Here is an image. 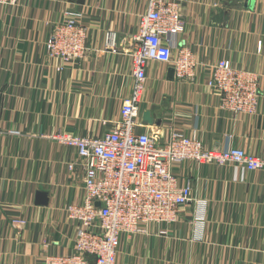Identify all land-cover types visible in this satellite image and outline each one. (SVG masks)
<instances>
[{
  "label": "crops",
  "instance_id": "obj_1",
  "mask_svg": "<svg viewBox=\"0 0 264 264\" xmlns=\"http://www.w3.org/2000/svg\"><path fill=\"white\" fill-rule=\"evenodd\" d=\"M177 1L187 24L180 43L192 50L195 75L172 77L171 64L150 62L142 107L154 122L143 121L141 129L161 140L171 131L196 134L206 148L240 147L264 158V0ZM148 6L149 0H21L0 7V264H40L73 250L67 206L81 199L85 170L69 169L76 150L55 135L100 137L113 128L132 94L133 36ZM73 13L83 17L89 51L60 70L44 45ZM107 31L118 35L116 51L105 46ZM220 59L259 76L256 114L220 108L207 83ZM174 171L181 184L190 183L196 202L174 223L122 236L117 264H264V170L187 162ZM38 191L47 192V205L36 203Z\"/></svg>",
  "mask_w": 264,
  "mask_h": 264
},
{
  "label": "built area",
  "instance_id": "obj_2",
  "mask_svg": "<svg viewBox=\"0 0 264 264\" xmlns=\"http://www.w3.org/2000/svg\"><path fill=\"white\" fill-rule=\"evenodd\" d=\"M20 1L0 0V7H15ZM82 19L81 14L73 13L70 19L55 24L45 41L47 55L59 62L60 70L88 54ZM186 27L177 0H149L133 36L134 84L120 118L100 137L67 132L55 135L76 150L69 169L74 171L80 164L85 176L81 199L67 206L68 218L76 228L73 250L47 255L40 264H117L122 236L147 234L151 227L176 222L180 210L196 199L190 183H180L175 166L195 162L237 165L251 172L264 170V158L240 147L209 149L196 134L171 131L161 140L156 133L141 129L150 62L171 64L179 79L195 75L197 61L192 50L180 43ZM117 39L115 31H107L106 48L116 51ZM207 83L219 95L221 109L241 114L259 111L260 78L255 72L220 59L211 66ZM203 220V214H198V223Z\"/></svg>",
  "mask_w": 264,
  "mask_h": 264
},
{
  "label": "water",
  "instance_id": "obj_3",
  "mask_svg": "<svg viewBox=\"0 0 264 264\" xmlns=\"http://www.w3.org/2000/svg\"><path fill=\"white\" fill-rule=\"evenodd\" d=\"M174 70L171 71V75L173 77L174 74ZM143 121L147 124H153L154 120L151 116V112L150 111H146L143 114ZM157 125L161 124V120H158L156 122ZM36 203L40 204V205H47L48 204V194L45 191H38L37 195H36ZM99 205V203H98Z\"/></svg>",
  "mask_w": 264,
  "mask_h": 264
}]
</instances>
